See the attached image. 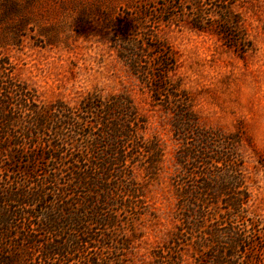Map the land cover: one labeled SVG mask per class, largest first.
I'll list each match as a JSON object with an SVG mask.
<instances>
[{
    "label": "trees",
    "instance_id": "trees-1",
    "mask_svg": "<svg viewBox=\"0 0 264 264\" xmlns=\"http://www.w3.org/2000/svg\"><path fill=\"white\" fill-rule=\"evenodd\" d=\"M165 1L149 18L159 27L184 23L230 43L232 28L240 30L228 15L232 0L195 1L191 14L184 0ZM127 15L111 26V48L171 116L180 145L173 228L152 251L153 264H264V220L251 215L242 126L202 127L160 29ZM144 117L123 93L47 103L9 57L0 59V264H129L139 222L155 218L149 193L165 160Z\"/></svg>",
    "mask_w": 264,
    "mask_h": 264
},
{
    "label": "rangeland",
    "instance_id": "rangeland-1",
    "mask_svg": "<svg viewBox=\"0 0 264 264\" xmlns=\"http://www.w3.org/2000/svg\"><path fill=\"white\" fill-rule=\"evenodd\" d=\"M184 1L185 14H191L195 1L201 0ZM162 2L166 1L0 0V59L9 57L19 77L36 87L45 102L61 99L75 105L94 91L104 96L128 94L145 116L146 136L164 149L160 180L149 193L155 218L147 215L139 222L141 237L133 240L129 264L154 263L152 251L173 228L177 197L171 178L182 170L175 160L180 145L171 130V116L153 104L147 88L111 48L116 28L111 26H118L127 13L146 19V29H160V37L176 53L175 79L192 96L202 127L234 132L242 126L251 215L264 220V0L229 4L230 20L241 22L239 31L232 28V43L184 23H151V11ZM147 8L149 17L144 15ZM185 264L196 261L190 258Z\"/></svg>",
    "mask_w": 264,
    "mask_h": 264
}]
</instances>
